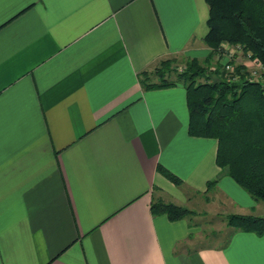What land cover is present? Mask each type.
<instances>
[{
	"label": "crops",
	"instance_id": "crops-1",
	"mask_svg": "<svg viewBox=\"0 0 264 264\" xmlns=\"http://www.w3.org/2000/svg\"><path fill=\"white\" fill-rule=\"evenodd\" d=\"M207 16L205 0H0V264H264V233L227 225L191 248L197 216L150 210L264 215L217 140L189 134L183 84L140 81L160 59L206 56Z\"/></svg>",
	"mask_w": 264,
	"mask_h": 264
},
{
	"label": "trees",
	"instance_id": "trees-1",
	"mask_svg": "<svg viewBox=\"0 0 264 264\" xmlns=\"http://www.w3.org/2000/svg\"><path fill=\"white\" fill-rule=\"evenodd\" d=\"M205 1L208 16L203 41L210 50L204 59L187 58L182 69L174 65L178 61L175 56L160 59L152 70L140 71V81L143 87L183 84L189 134L214 137L215 162L221 171L255 199L264 201V0ZM224 43L239 45L241 56L249 52L250 58L262 64L256 78L245 69L246 64H235L234 59L230 60L234 62L230 75L220 71ZM211 62H215L212 67ZM211 71L221 74L212 78ZM157 170L173 183H182L161 164ZM216 181L208 180L207 188ZM150 210L153 214L164 213L170 220L194 213L185 205L161 199L151 201ZM224 219L232 228L264 233V215L228 212Z\"/></svg>",
	"mask_w": 264,
	"mask_h": 264
},
{
	"label": "rangeland",
	"instance_id": "rangeland-1",
	"mask_svg": "<svg viewBox=\"0 0 264 264\" xmlns=\"http://www.w3.org/2000/svg\"><path fill=\"white\" fill-rule=\"evenodd\" d=\"M243 56L244 55L235 56L234 57V60L236 61L235 64L238 62H242V58L244 59ZM190 57L191 56L183 55L181 53L179 56L176 57L178 61H175L174 65L177 66L178 69H180L184 66L183 62L187 58H190ZM204 57L202 59H204ZM245 61H247L245 62L246 67H247V68L245 67V69H248L250 71V69H253L256 67L253 61H250V62L248 60H245ZM225 62H226V57L222 54V56L219 57V63L221 64L219 69L220 71L223 72L224 75H230V72H232V70L225 68L224 66ZM214 63L215 62H211L210 67H212ZM233 65H234V62H233ZM258 66L261 67V64L259 65V62H258ZM152 68H153V65L148 70L150 71L152 70ZM260 69L261 68H257V71H260ZM209 74H211L210 76L212 78H215L216 76L221 74V72L219 73V71H211L209 72ZM262 81L264 82V77L262 78ZM206 207L207 205L206 206H204V204L202 205L201 201H199L198 204L197 203L194 204V207L192 209L194 210V213L192 215L197 216V217H195L196 219H192L193 220L192 223L197 222L196 225L198 226V230L196 232H192L188 240L185 241V245L187 247L192 248V247L201 246V245L222 244V242H224V240L226 239V235L228 233V227L224 219V215L226 213H223L222 211L220 212L219 210H208ZM215 208L220 209L218 207H215ZM218 214L221 217H219Z\"/></svg>",
	"mask_w": 264,
	"mask_h": 264
},
{
	"label": "built area",
	"instance_id": "built-area-1",
	"mask_svg": "<svg viewBox=\"0 0 264 264\" xmlns=\"http://www.w3.org/2000/svg\"><path fill=\"white\" fill-rule=\"evenodd\" d=\"M223 47H224L223 55L226 57V62L224 64V66L227 69L233 70V63L230 62V60L234 59L235 56H241L242 50H241L239 45H229L228 43H224ZM243 57H244V59L242 58V62L244 64H246L245 62H247L245 60H248L249 62L253 61V63L255 64L256 67L253 69H250V75L252 76V78H256L258 75L257 68H262V64L259 62V65L261 64V67H259L258 61L250 58L249 52H247L246 55H244ZM251 67H253V66H251ZM180 69H182V68H180Z\"/></svg>",
	"mask_w": 264,
	"mask_h": 264
}]
</instances>
